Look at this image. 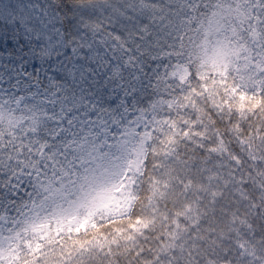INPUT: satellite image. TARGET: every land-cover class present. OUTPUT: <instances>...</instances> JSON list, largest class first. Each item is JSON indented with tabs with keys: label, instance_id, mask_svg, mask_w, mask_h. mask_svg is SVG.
<instances>
[{
	"label": "snow or ice",
	"instance_id": "1",
	"mask_svg": "<svg viewBox=\"0 0 264 264\" xmlns=\"http://www.w3.org/2000/svg\"><path fill=\"white\" fill-rule=\"evenodd\" d=\"M0 264H264V0H0Z\"/></svg>",
	"mask_w": 264,
	"mask_h": 264
}]
</instances>
